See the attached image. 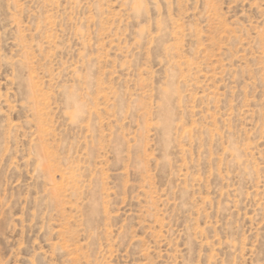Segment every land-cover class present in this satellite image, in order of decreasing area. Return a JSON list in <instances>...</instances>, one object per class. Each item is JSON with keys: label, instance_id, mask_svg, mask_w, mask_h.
Listing matches in <instances>:
<instances>
[{"label": "rangeland", "instance_id": "374dc122", "mask_svg": "<svg viewBox=\"0 0 264 264\" xmlns=\"http://www.w3.org/2000/svg\"><path fill=\"white\" fill-rule=\"evenodd\" d=\"M0 264H264V0H0Z\"/></svg>", "mask_w": 264, "mask_h": 264}]
</instances>
